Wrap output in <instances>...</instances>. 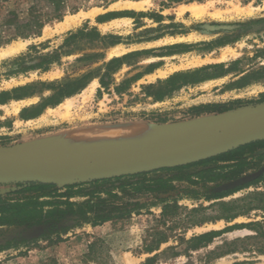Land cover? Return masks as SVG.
Returning <instances> with one entry per match:
<instances>
[{
	"label": "rangeland",
	"instance_id": "rangeland-1",
	"mask_svg": "<svg viewBox=\"0 0 264 264\" xmlns=\"http://www.w3.org/2000/svg\"><path fill=\"white\" fill-rule=\"evenodd\" d=\"M64 1L63 18L47 22L41 35L0 45L1 49L14 43H26L16 54L0 59V147L40 144L88 150L105 144L108 149L117 148V140L137 135L135 126L165 130L207 119L191 122L184 119L187 110L194 105L264 99V0H150L144 10L132 9L128 14L131 18L101 25L98 18L103 13L125 9L111 8L122 0ZM31 3L32 0H12L7 6L25 13ZM192 4L207 6L208 11L197 17L189 11L181 14L183 6ZM93 8L104 12L94 18H83L70 29L58 30V24L66 16ZM207 26L225 27L211 30ZM93 29L101 36H117L119 45L109 46L79 36L61 50L71 52L70 55L62 53L60 62L51 63L46 71L38 68L45 55L58 49L70 33ZM93 53H101L104 60L95 63L89 59L79 60ZM222 54H226L225 57ZM125 55L128 56L121 67L112 75L109 90L102 89L100 93V80L96 77L58 105L43 106L53 95V86L60 81L79 77L104 61ZM217 63L223 67L210 71L224 75L184 87L162 102L146 99L141 94L142 85L155 83L178 71ZM102 73L103 70L95 75ZM246 75L248 77L244 78ZM134 76L139 78L122 97L114 92L115 84ZM68 99L72 106L66 116H61L66 112ZM158 114L184 120L156 126L152 120ZM108 132L114 137L105 136ZM262 154L264 147L253 152L256 156ZM245 155L251 157L250 152ZM220 164L224 163L212 161L181 170L151 173L150 177L175 178L174 188L165 194H138L137 200L149 204L146 208L99 226L87 224L71 230L63 235L64 241L57 244L50 245L46 237H42L29 249L12 247L0 252V261L3 264H44L55 259L58 264H82L89 244L101 241L104 248L99 258L107 260L108 264H144L153 256V264H259L260 229L255 233L230 227L261 219L264 183L254 182L255 179L254 183L222 198L209 199L207 197L217 192V187L231 181H208L204 171ZM263 167L264 158L254 160L252 168L242 175ZM16 189V184L0 185V195L6 196ZM154 203L156 205H152ZM234 216L237 219L230 222V217ZM211 230H220V235L197 250H186V240ZM37 233L42 232L0 228V241L6 243Z\"/></svg>",
	"mask_w": 264,
	"mask_h": 264
},
{
	"label": "trees",
	"instance_id": "trees-1",
	"mask_svg": "<svg viewBox=\"0 0 264 264\" xmlns=\"http://www.w3.org/2000/svg\"><path fill=\"white\" fill-rule=\"evenodd\" d=\"M11 1L12 0H0V45L10 43L19 38L39 36L47 22L54 18L61 20L64 16V0H32V3L25 13L19 11L17 8L7 6ZM175 1L180 2L183 0ZM110 16L111 13L104 17ZM101 18L102 17H99L98 19L100 20ZM79 36L104 42V44L109 46L119 43V38L117 36L112 34L101 36L96 29L90 32L80 30L78 33H70L58 49L45 55L46 58L38 63V68H42V70L46 71L49 69L51 63L60 62L62 53L63 55H70L71 52H61V50L68 47ZM127 56L128 55L114 57L107 62L104 61L101 66L91 69L79 77H68L60 81L53 86L54 93L44 101L43 106H48L50 104L58 105L62 102V99L71 97L83 90L89 82L96 77L100 80L101 86L99 92L101 93L102 89L109 90L112 85V75L121 67L123 60ZM95 58H97V60L94 61ZM87 59L95 63L99 62L101 59L104 60V56L101 53H93L91 55H83L79 58L81 61ZM221 67H223V64L217 63L175 72L165 79L157 80L155 83L142 85L141 94L146 99L150 98L154 102H162L172 97L174 93L184 87L194 86L209 79L221 77L224 75L223 73L210 71L217 70ZM101 70H103L102 74L95 75ZM247 77L248 75L244 78ZM138 78L139 76H134L119 84H115L113 87L114 92L122 97L129 91L131 83ZM262 101H264V99L256 101L235 99L228 102L194 105L187 110V116H185L184 119L199 117L203 114L223 113ZM184 119L176 120L166 114H158L152 121L157 124H164ZM263 147L264 140L254 141L226 153L188 165L163 168L109 179L93 180L87 183L67 185L62 188L54 184L40 182L16 184L18 189L10 192L6 196L0 195V228L16 227L39 229L42 233L39 235L37 233L29 238L23 237L20 239L7 240L6 243L0 241V252L6 251L12 247L17 249L20 246H26L27 249H29L31 246H36L38 240L42 239V237H46L50 245L57 244L64 241L63 235L68 234L69 231L76 228L87 224L93 227L99 226L105 222L125 218L132 213L139 212L149 204L137 200L136 196L138 194H165L174 188L172 181L175 178L162 176L150 177L151 173L164 170H181L191 165L207 164L214 161L217 163L223 162L224 164L204 171L208 176V181L235 179L252 168V161H260L264 158L263 154L257 156L253 155V152ZM248 152L251 153V157L245 155ZM254 182L264 183V174ZM254 182L242 185L233 190L214 192L207 198H222ZM120 193L122 195H120ZM12 194H17L18 196L11 197ZM125 198L127 199L124 201ZM152 205L156 204L154 203ZM174 208H176V205H174ZM218 234H220V231L211 230L193 235L190 239L185 241L186 250H197L200 247L206 246ZM53 236H55V239H53ZM103 248L104 246L101 241L91 242L82 264H108L107 260L99 258L103 253ZM155 249H150L149 251ZM154 260L155 256L150 257L144 264H153ZM0 264H3V262L0 261ZM44 264H58V262L55 259H50Z\"/></svg>",
	"mask_w": 264,
	"mask_h": 264
},
{
	"label": "water",
	"instance_id": "water-1",
	"mask_svg": "<svg viewBox=\"0 0 264 264\" xmlns=\"http://www.w3.org/2000/svg\"><path fill=\"white\" fill-rule=\"evenodd\" d=\"M224 27L207 26L211 30ZM199 117H212L215 120L198 133L148 146L119 150H109L105 144L88 150L45 147L40 144L0 147V185L40 182L62 188L93 180L188 165L264 140V101ZM154 125L163 126L168 123ZM262 174L264 167L225 182L216 191L236 189Z\"/></svg>",
	"mask_w": 264,
	"mask_h": 264
},
{
	"label": "bare ground",
	"instance_id": "bare-ground-1",
	"mask_svg": "<svg viewBox=\"0 0 264 264\" xmlns=\"http://www.w3.org/2000/svg\"><path fill=\"white\" fill-rule=\"evenodd\" d=\"M149 2H150V0H136V1H134V0H122V1L116 2L114 4V6L115 7H124V8H134V9H144L149 4ZM103 11L104 10H102L101 8H93V9L88 10V11H80L79 13H77L75 15L66 16L65 20L62 23L58 24L59 25L58 30L64 31V30L70 29V28L76 26L77 24H79L83 18H87V17L94 18L98 13H101ZM184 11H190L193 16L197 17V16H201L205 12H207L208 8H207V6L193 4V5L185 6V7L183 6L180 10L181 14ZM25 44L26 43H24V42H20V43L10 44L6 48H1L0 49V59L4 58L6 56L12 55L14 53L16 54V52L21 50V48H23L25 46ZM115 52H117V51H115ZM222 55L225 57L226 54H222ZM219 59H221V58H219ZM23 102H25V101H23ZM71 106H72L71 99H68V101L65 104L66 112H65V114H62L61 116H66L68 114ZM59 107H61V105ZM58 113H60V111ZM198 118L201 119V117H198ZM198 118H196V119H198ZM196 119H194V120H196ZM213 120H215V119L210 117L207 119L198 120L197 122H195L193 124L185 125V126H182L179 128L169 127L171 129H165V130L164 129L159 130L158 128L154 129L152 127H144V126L137 127V126H135L134 127V133L137 134L135 137L129 136L127 138L120 139V141L117 140L118 143L116 146H118V147L115 148V146H114L113 148H109V150H119V149L129 148V147L148 146V145H152V144H159V143H164V142H168L171 140L183 138V137H186V136H189V135H192V134H195V133H198V132L204 130L205 128L208 127L209 123ZM107 135L108 136L110 135L109 137H114L113 134H111L109 132L105 136H107ZM114 135H115V133H114ZM99 140H101V139H99Z\"/></svg>",
	"mask_w": 264,
	"mask_h": 264
},
{
	"label": "crops",
	"instance_id": "crops-1",
	"mask_svg": "<svg viewBox=\"0 0 264 264\" xmlns=\"http://www.w3.org/2000/svg\"><path fill=\"white\" fill-rule=\"evenodd\" d=\"M114 4L111 6V8H124V7H115ZM132 9L134 11L135 10H137V11L144 10V9H134V8L115 9L116 11H109V12H106V13H103L102 15H100L102 18L98 21V24L99 25L106 24V23H109L112 20H113L112 23H115L116 22L115 20H117V19L131 18L130 16H128V14H130L129 12H133ZM184 12H187V11H184ZM110 13H111L110 17H104V16H106L107 14H110ZM119 43L115 44V46L119 45ZM262 213H263V215L260 216L261 217L260 220L249 221V222L242 223V224H239V225L238 224H234V225H232L230 227V229H235V231H243V230H245V231H251V232L254 231L255 233H258L259 232L258 229H260L261 248H260V255H259V258H260L259 264H264V207H262ZM230 219H231L230 220V222H231V221L237 219V216L230 217ZM218 231H220V230H218ZM218 235H220V234H218Z\"/></svg>",
	"mask_w": 264,
	"mask_h": 264
}]
</instances>
